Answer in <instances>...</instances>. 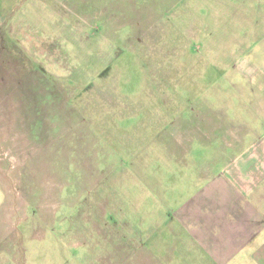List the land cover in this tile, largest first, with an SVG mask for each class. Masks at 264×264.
<instances>
[{
	"label": "rangeland",
	"instance_id": "rangeland-1",
	"mask_svg": "<svg viewBox=\"0 0 264 264\" xmlns=\"http://www.w3.org/2000/svg\"><path fill=\"white\" fill-rule=\"evenodd\" d=\"M72 2L65 12L107 15H15L24 4L0 0L4 251L15 264H195L188 243L175 261L147 243L158 232L184 248L172 213L220 146L192 132L201 87L219 109L216 70L185 37L194 15L164 0Z\"/></svg>",
	"mask_w": 264,
	"mask_h": 264
},
{
	"label": "crops",
	"instance_id": "crops-1",
	"mask_svg": "<svg viewBox=\"0 0 264 264\" xmlns=\"http://www.w3.org/2000/svg\"><path fill=\"white\" fill-rule=\"evenodd\" d=\"M7 1L24 4L15 15H107L65 12L66 0ZM166 1L174 10L184 5V15H194L186 21L185 37L192 48L198 47L202 69L216 70L212 100L218 103V115L204 107L208 94L201 87L202 109L195 104L191 110L197 119L192 132L220 140L210 167L205 164L199 183L175 207L172 220L184 235V248L188 243L200 256L195 264H264V0ZM9 16L15 22L21 18ZM140 230L144 240L145 229ZM153 236V243H147L154 253L164 250L174 261L178 254L187 257L189 249L171 253L169 241L162 248L159 233ZM10 242L0 236V264H15L14 256L8 260Z\"/></svg>",
	"mask_w": 264,
	"mask_h": 264
}]
</instances>
